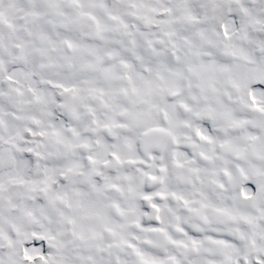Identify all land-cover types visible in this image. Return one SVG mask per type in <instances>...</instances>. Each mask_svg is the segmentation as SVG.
Returning <instances> with one entry per match:
<instances>
[{"label":"snow or ice","instance_id":"6c2138e0","mask_svg":"<svg viewBox=\"0 0 264 264\" xmlns=\"http://www.w3.org/2000/svg\"><path fill=\"white\" fill-rule=\"evenodd\" d=\"M0 264H264V0H0Z\"/></svg>","mask_w":264,"mask_h":264}]
</instances>
